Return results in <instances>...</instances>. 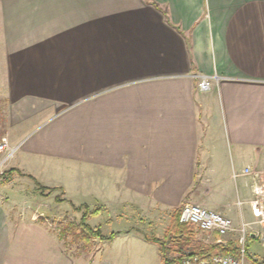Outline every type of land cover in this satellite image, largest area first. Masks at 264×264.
<instances>
[{"label": "crops", "instance_id": "obj_1", "mask_svg": "<svg viewBox=\"0 0 264 264\" xmlns=\"http://www.w3.org/2000/svg\"><path fill=\"white\" fill-rule=\"evenodd\" d=\"M153 1L168 19L148 0H0L11 183L62 189L60 201L92 187L109 212L204 202L264 235L243 174L264 173V0ZM200 75L216 77L211 91ZM4 188L0 264H95L86 240L121 237L53 230L39 216L62 210L55 194Z\"/></svg>", "mask_w": 264, "mask_h": 264}, {"label": "rangeland", "instance_id": "obj_2", "mask_svg": "<svg viewBox=\"0 0 264 264\" xmlns=\"http://www.w3.org/2000/svg\"><path fill=\"white\" fill-rule=\"evenodd\" d=\"M7 128L8 124L6 121V107L3 101L0 100V141L2 137H8L9 131ZM1 156L2 155L0 154V158ZM220 176L222 175L220 174L219 177ZM0 180H2L0 181V188H3L4 186V190H6L7 195L16 196L18 194H26L36 196V198H38L37 196L43 192L42 190H39L37 187L38 185L34 184V182L31 183L28 180H22L18 178L13 179L15 182L17 180H19V182L13 183L12 185V179L7 166L4 169V175L0 177ZM231 186L234 188V184L232 182H226L224 184V188L228 191H230L228 188H231ZM35 188L38 189V194L37 192L35 194ZM72 188H74L71 189L74 193L71 194L73 197H70V201H60V190L62 191V189L57 190L56 188H53V191L44 190V193L47 191L50 195L51 193L52 195L55 194L54 198L49 199L50 201H48L47 204H51L52 207L62 204L60 206L62 210L56 209L49 215H45L46 218L41 216L39 217V219H42L47 227H50L49 223H52L57 228L56 230H58L63 227L67 228V225H72L74 230L76 229L74 226L80 224L82 221L84 211L87 210L89 213L98 211V214L87 219L85 222L87 227L89 226L92 229H100L101 233L105 237H109L112 234L117 235L119 231H122V234H120L121 237H119L116 241L97 243L95 245L92 243V246L91 242L89 243V241L86 240V251L84 250V252L87 255V259L94 258L95 264H163L160 246L157 243L147 241L145 237L162 239L167 227L171 222L172 215L177 208H167V210L161 213L152 212L151 214H147L136 208H132L131 206L123 205L122 207L118 206L115 209L111 208L109 212L101 206V202L97 200V196H95V191L92 187L86 189L78 188L75 184V186ZM19 191L21 193H19ZM195 203H199L203 207L210 209L204 202L200 203L196 201ZM183 204L184 203H182L179 207H181ZM63 216L67 219V221H59L57 225L58 221L55 219L58 217L63 218ZM46 219H48V222ZM238 227L239 226L237 225L235 228L238 229ZM252 227L253 226L249 228L250 232L246 239V264H264V235L253 237ZM128 231H130V234L127 233ZM238 237L239 232H233L227 235L223 238V241L227 244L226 246H222L227 247L230 242L235 243ZM196 239L207 244H218L220 237H218L216 234L197 231ZM79 243L83 244V242H79L77 240V236L75 235V241L73 245H78ZM171 244L172 242L168 243L167 246L170 247ZM166 252L167 257L172 259L179 256L178 253L171 252V250H167ZM191 252L192 249L189 247L180 248V253L183 255Z\"/></svg>", "mask_w": 264, "mask_h": 264}, {"label": "built area", "instance_id": "obj_3", "mask_svg": "<svg viewBox=\"0 0 264 264\" xmlns=\"http://www.w3.org/2000/svg\"><path fill=\"white\" fill-rule=\"evenodd\" d=\"M198 80L199 91L202 93L211 91L213 88V83H216L217 81L216 77L209 75H200ZM18 148L19 146H12L7 137H3L0 141V154L2 155L0 158V177L4 175V169L10 160L15 156ZM243 174L251 176L253 180L251 186L253 198L248 202L252 209L253 216L258 220L259 223L264 224V173L253 171L248 168L244 170ZM234 176L237 177L238 175L236 174ZM238 204L243 205L244 202L239 201ZM41 217L46 218L44 215ZM59 218L62 217L55 219L58 221L57 225L59 221H67L64 216L62 219ZM46 221L48 222V219H46ZM180 222L192 224L198 231L218 235V237H220L218 244L225 246L227 243L223 241V238L233 232H239V237L236 241V247L238 251L236 255H215L209 259H201L198 255L192 254L191 252L183 255L181 261L182 264H246V239L250 232V223L242 222L240 227L236 229L231 218L191 202H186L181 206ZM49 225V228L53 230L57 229L52 223H49Z\"/></svg>", "mask_w": 264, "mask_h": 264}, {"label": "trees", "instance_id": "obj_4", "mask_svg": "<svg viewBox=\"0 0 264 264\" xmlns=\"http://www.w3.org/2000/svg\"><path fill=\"white\" fill-rule=\"evenodd\" d=\"M149 3L154 5L156 8L160 9L165 17L168 19V12L166 10H163L158 3H156L153 0H148ZM33 178V177H31ZM35 180V179H34ZM39 190H42V194H44V190H50L53 191L54 189L43 187L38 184ZM51 193V192H50ZM98 214V211L89 213L87 210L84 211V215L82 218V221L80 224L74 226V228L77 227H85V229L90 230L87 235L90 238H96L99 237L101 240H108L113 239L116 235L112 234L109 237H105L102 235L100 229H97L93 231L89 226L87 227V224L85 223L87 219L92 217L93 215ZM180 215H181V207L177 208L171 218V222L169 226L167 227L164 237L161 238H150L145 237L147 241L157 243L160 246V253L163 264H182V258L183 254L180 253L181 247H189L192 249V254L198 255L201 259H209L212 256L215 255H236L238 253L236 242H230L227 247H224L220 244H207L203 241L196 239V232L198 231L192 224H186L180 222ZM83 225V226H82ZM72 228V225H67V228ZM218 236V235H217ZM171 246H167L168 243H171ZM180 246V247H178ZM171 250V252L178 253L179 256L170 259L166 255V251Z\"/></svg>", "mask_w": 264, "mask_h": 264}, {"label": "water", "instance_id": "obj_5", "mask_svg": "<svg viewBox=\"0 0 264 264\" xmlns=\"http://www.w3.org/2000/svg\"><path fill=\"white\" fill-rule=\"evenodd\" d=\"M253 236V235H252Z\"/></svg>", "mask_w": 264, "mask_h": 264}]
</instances>
